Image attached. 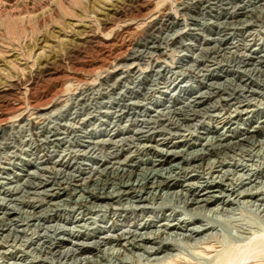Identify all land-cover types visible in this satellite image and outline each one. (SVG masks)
<instances>
[{
  "label": "bare ground",
  "instance_id": "obj_1",
  "mask_svg": "<svg viewBox=\"0 0 264 264\" xmlns=\"http://www.w3.org/2000/svg\"><path fill=\"white\" fill-rule=\"evenodd\" d=\"M262 1L198 0L203 5L196 12L198 19L223 16L221 25L234 29L247 25L248 34L256 20L264 25ZM170 16L160 36L163 49L178 33L169 31L180 17ZM232 16L237 20L227 23ZM151 40L150 46L134 47L122 59H141L147 51L150 57L160 48L156 38ZM234 40L222 49L216 41L212 47L218 57L222 50L231 53ZM236 52L210 69L195 59L187 65L183 60L150 67L119 62L106 69L113 75L112 92H89L86 87L85 92L82 86L69 122L57 123L64 130L47 128L44 138L74 147L72 167L52 172L44 165L41 182L29 171L24 183L9 191L11 197L0 198V256L19 253L6 264H166L181 249L217 234L237 237L256 226L232 214L237 206L264 214V44ZM107 79L101 80L109 85ZM31 186L36 189L31 195L46 204L38 212L15 207Z\"/></svg>",
  "mask_w": 264,
  "mask_h": 264
},
{
  "label": "rangeland",
  "instance_id": "obj_2",
  "mask_svg": "<svg viewBox=\"0 0 264 264\" xmlns=\"http://www.w3.org/2000/svg\"><path fill=\"white\" fill-rule=\"evenodd\" d=\"M197 1L0 0V198L11 197L12 194L9 191H12L16 185L23 184L26 175L30 172L36 174V180L41 182L44 178V165L45 167L47 165L49 171L52 172L58 168L72 167L69 160L71 161L73 155L71 150L74 147L69 145L66 148L65 142L61 140L59 144L50 143V140H53L52 137H49L48 142H46L44 139L46 130L47 128L64 130V127L60 128L57 123L59 121L62 123L69 122V113L75 107V104L72 103L73 99L82 86H84L82 88L85 92L94 89H99V92H112L113 75L107 74L108 66L119 64V62H135L139 63L141 67L160 65V63L161 65L166 63L177 65L183 60L187 65V63H193L192 60L195 59L199 62L198 64L205 65L210 69L214 66L223 65V60L229 58L227 56H231L232 52L254 51L262 47L264 44V25L259 24L258 20L255 21V18H252V22H255L250 25L252 28L247 34V25H234L237 30L230 25H221L222 20H225L223 16L219 18L204 16L203 19H198L200 15L196 10L203 4H197ZM195 4L197 5L196 9H193ZM175 15L180 18L172 21L174 23H170L171 30L169 33L175 34L177 31L178 33L175 34L174 43L163 49L164 45L160 42V36H164L165 32L163 31L171 21L166 20V18L170 16L171 19ZM230 18L227 19V23L237 20V17L233 18L232 16ZM182 22H184L183 25H181ZM235 34L239 35L240 38L237 39ZM223 36L227 39L222 42L218 41L220 38H224ZM233 37H235V45L233 44L234 46L229 49L231 53L219 50L220 54L225 53L221 55L222 58L218 57L219 52L212 46L218 41L216 44L222 49L224 46H228L227 44ZM153 38L157 39L155 45L160 48L152 50L151 58L148 57L147 51L141 53L143 56L146 55L144 58L139 56L141 59L133 58L129 60L130 62L122 59L127 54L129 55L134 47L137 48L145 42L149 43L148 46H150L154 41L151 40ZM213 38L217 40L212 41ZM198 47H206L207 50L200 52ZM106 78H108L110 86L103 83L102 80H106ZM100 83L102 84L99 85ZM159 86L162 87L163 85ZM173 91L169 90V92ZM63 101L68 104H65L68 109L66 113L61 111ZM45 117L48 120L50 117L51 121H47ZM62 117H65L64 121H62ZM45 120L46 122H44ZM54 120L57 122L55 123ZM73 123L75 126L78 125L77 122ZM20 161L22 162L19 163ZM17 173L26 175L22 176ZM32 187L30 189L28 187V196L25 194L26 197H22L15 207L18 206L17 208L23 211L38 212L40 208L46 206L44 201H38V199H42L41 196L31 195L30 192L36 190ZM38 202L39 204L42 202L43 205H39ZM237 207L232 215L234 217L242 216L255 223L256 226L251 228V231L227 239H223L217 234V237L215 235L216 238H212L213 241L209 239L190 247L191 249H181L177 253L179 256L173 257L169 262L173 260L172 264H264V214L257 213L249 207ZM1 208L0 210H2ZM58 214L61 215V212H54L53 216ZM219 217L228 218V216L221 215ZM201 251L202 253H200ZM180 252L185 253L182 255ZM17 255H19L18 252H9V254H5L6 257L0 256V264L15 262L13 258H18ZM132 264L149 263L138 261Z\"/></svg>",
  "mask_w": 264,
  "mask_h": 264
}]
</instances>
